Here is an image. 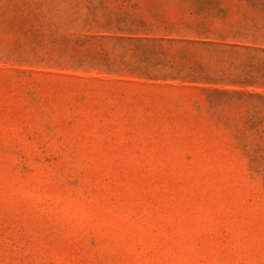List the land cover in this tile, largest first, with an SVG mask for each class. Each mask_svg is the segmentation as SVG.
<instances>
[{"label":"rangeland","instance_id":"374dc122","mask_svg":"<svg viewBox=\"0 0 264 264\" xmlns=\"http://www.w3.org/2000/svg\"><path fill=\"white\" fill-rule=\"evenodd\" d=\"M0 264H264V0H0Z\"/></svg>","mask_w":264,"mask_h":264}]
</instances>
